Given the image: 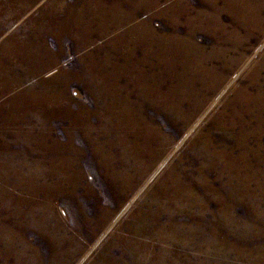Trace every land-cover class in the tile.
Masks as SVG:
<instances>
[{
  "label": "rangeland",
  "instance_id": "rangeland-1",
  "mask_svg": "<svg viewBox=\"0 0 264 264\" xmlns=\"http://www.w3.org/2000/svg\"><path fill=\"white\" fill-rule=\"evenodd\" d=\"M0 264H264V0H0Z\"/></svg>",
  "mask_w": 264,
  "mask_h": 264
}]
</instances>
